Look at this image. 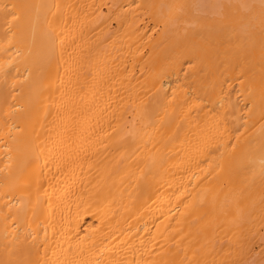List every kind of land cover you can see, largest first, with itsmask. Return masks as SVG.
<instances>
[{
  "label": "bare ground",
  "instance_id": "obj_1",
  "mask_svg": "<svg viewBox=\"0 0 264 264\" xmlns=\"http://www.w3.org/2000/svg\"><path fill=\"white\" fill-rule=\"evenodd\" d=\"M0 264H264V0H0Z\"/></svg>",
  "mask_w": 264,
  "mask_h": 264
}]
</instances>
